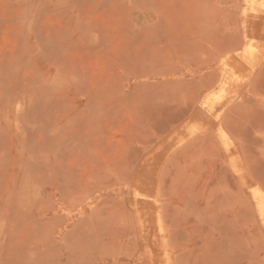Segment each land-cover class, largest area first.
<instances>
[{
    "label": "rangeland",
    "instance_id": "rangeland-1",
    "mask_svg": "<svg viewBox=\"0 0 264 264\" xmlns=\"http://www.w3.org/2000/svg\"><path fill=\"white\" fill-rule=\"evenodd\" d=\"M253 189L264 0H0V264H264Z\"/></svg>",
    "mask_w": 264,
    "mask_h": 264
},
{
    "label": "bare ground",
    "instance_id": "bare-ground-1",
    "mask_svg": "<svg viewBox=\"0 0 264 264\" xmlns=\"http://www.w3.org/2000/svg\"><path fill=\"white\" fill-rule=\"evenodd\" d=\"M251 2H253V1H251ZM251 5V4H250ZM249 5V6H250ZM261 9H262V7H260ZM252 10V9H251ZM251 10H250V12H251ZM247 16H249V15H247ZM252 16H255V15H252ZM257 16V15H256ZM262 16V15H261ZM260 16V17H261ZM253 18V17H252ZM255 18V21H257L256 20V17H254ZM253 18V19H254ZM248 19H249V17H248ZM254 22V21H253ZM259 23V22H258ZM247 24H249V23H247ZM259 24H261V23H259ZM256 25V24H255ZM249 27L251 26V25H248ZM259 26V25H258ZM247 28V27H246ZM252 28V27H251ZM251 28H249L250 30H251ZM248 29V30H249ZM253 31V30H252ZM255 31V30H254ZM259 31V30H258ZM250 32V31H249ZM260 32V31H259ZM252 33V32H251ZM257 33V32H256ZM254 34V33H253ZM253 34H252V37H253ZM259 35V34H258ZM251 36V35H250ZM257 37V36H256ZM259 37H261V36H259ZM258 37V38H259ZM247 38V37H246ZM262 38V37H261ZM260 39V38H259ZM259 39H257V40H259ZM262 40V39H261ZM247 41V40H246ZM254 41V40H253ZM255 42V41H254ZM252 43V42H251ZM247 45V44H246ZM244 50V49H243ZM253 51H254V49H253V46L252 45H248L247 47H246V49L243 51V53L245 52V54H248V55H251L252 53H253ZM253 55V54H252ZM252 57V56H251ZM232 59V58H231ZM243 59V58H242ZM233 60V59H232ZM241 60V59H240ZM239 60H237V62H238ZM247 61V60H246ZM236 62V61H235ZM234 62V60H233V63H235ZM240 62V61H239ZM232 65V64H231ZM233 66V65H232ZM231 66V67H232ZM244 66V65H243ZM233 67H235V64H234V66ZM245 67V66H244ZM229 68H230V66H229ZM236 69H237V67H236ZM230 70H232V69H230ZM242 70V69H241ZM249 70V69H248ZM251 70V69H250ZM236 71V70H235ZM236 73V72H235ZM232 74H234V71L232 72ZM231 74V75H232ZM242 74V73H241ZM232 78H234L233 76H232ZM236 80H237V78H236ZM224 82V81H223ZM223 84V83H222ZM225 86V85H224ZM222 90H225V89H222ZM222 90H219V91H221L222 92ZM222 93H225V92H222ZM220 95V94H219ZM225 95V94H224ZM210 96H215L214 95V93L212 94V95H210ZM209 97V96H208ZM217 96H215V98H216ZM210 98V97H209ZM208 99V98H207ZM206 99V100H207ZM209 101V100H208ZM220 101H221V99H220ZM212 105V104H211ZM206 107V106H205ZM254 190V195H255V197H256V199H257V201H258V204H259V207H260V210H261V212H263L264 213V200H263V197H262V195H261V193L260 192H258L256 189H253ZM264 215V214H263ZM145 217V216H144ZM145 223V222H144ZM151 224V223H150ZM150 226V225H149Z\"/></svg>",
    "mask_w": 264,
    "mask_h": 264
}]
</instances>
